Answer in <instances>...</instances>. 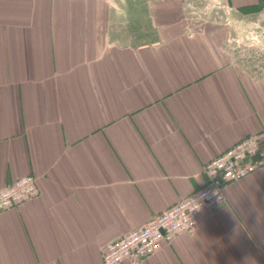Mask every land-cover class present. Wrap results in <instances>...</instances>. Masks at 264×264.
<instances>
[{
    "label": "crops",
    "instance_id": "0c3cea01",
    "mask_svg": "<svg viewBox=\"0 0 264 264\" xmlns=\"http://www.w3.org/2000/svg\"><path fill=\"white\" fill-rule=\"evenodd\" d=\"M0 0V264L102 253L264 128V0ZM218 1L220 6H214ZM196 227L119 264H264V167Z\"/></svg>",
    "mask_w": 264,
    "mask_h": 264
},
{
    "label": "built area",
    "instance_id": "2783aa9c",
    "mask_svg": "<svg viewBox=\"0 0 264 264\" xmlns=\"http://www.w3.org/2000/svg\"><path fill=\"white\" fill-rule=\"evenodd\" d=\"M263 167L264 128L257 135L236 141L208 161L204 170L207 182L202 188L183 197L117 241L107 244L102 253L103 262L119 264L126 259L135 262L155 254L164 243H172L176 235L192 231L201 209L224 203V186L228 182L241 180ZM39 189L35 175L18 177L0 189V212L37 197Z\"/></svg>",
    "mask_w": 264,
    "mask_h": 264
},
{
    "label": "rangeland",
    "instance_id": "374dc122",
    "mask_svg": "<svg viewBox=\"0 0 264 264\" xmlns=\"http://www.w3.org/2000/svg\"><path fill=\"white\" fill-rule=\"evenodd\" d=\"M204 2H205V3H210V1H209V0H204ZM214 3H215V5H214V6H218V5L220 6V4L218 3V1H216V2H214Z\"/></svg>",
    "mask_w": 264,
    "mask_h": 264
}]
</instances>
